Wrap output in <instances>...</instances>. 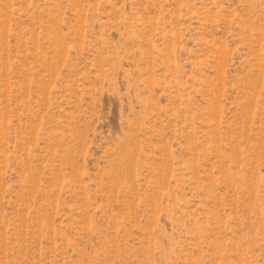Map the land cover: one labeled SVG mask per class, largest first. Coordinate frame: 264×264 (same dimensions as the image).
Here are the masks:
<instances>
[{"label":"rangeland","instance_id":"rangeland-1","mask_svg":"<svg viewBox=\"0 0 264 264\" xmlns=\"http://www.w3.org/2000/svg\"><path fill=\"white\" fill-rule=\"evenodd\" d=\"M0 264H264V0H0Z\"/></svg>","mask_w":264,"mask_h":264}]
</instances>
